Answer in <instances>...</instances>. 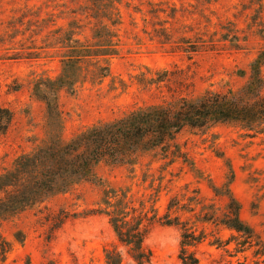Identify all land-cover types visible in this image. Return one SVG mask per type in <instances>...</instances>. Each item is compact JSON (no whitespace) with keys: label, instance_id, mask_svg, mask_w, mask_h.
<instances>
[{"label":"rangeland","instance_id":"obj_1","mask_svg":"<svg viewBox=\"0 0 264 264\" xmlns=\"http://www.w3.org/2000/svg\"><path fill=\"white\" fill-rule=\"evenodd\" d=\"M263 29L264 0H0V106L13 112L0 132V173L49 140L39 81L66 73L57 105L67 141L138 107L241 88L264 47ZM176 142L187 162L169 164L148 153L134 166L102 163L100 183H78L0 220V235L10 243L0 264H109L106 251L113 249L123 256L120 264H137L104 212L108 189L126 193L139 210L153 206L160 217L175 198L181 209L171 216L206 232L191 247L200 264H263L264 132L221 122L185 129ZM226 185L263 255L256 246H239L235 231L200 221L222 213L228 198L213 186ZM182 232L180 224L160 220L149 226L144 244L151 264H181Z\"/></svg>","mask_w":264,"mask_h":264},{"label":"trees","instance_id":"obj_2","mask_svg":"<svg viewBox=\"0 0 264 264\" xmlns=\"http://www.w3.org/2000/svg\"><path fill=\"white\" fill-rule=\"evenodd\" d=\"M261 33L264 40V29ZM67 66L70 64L65 61L64 68ZM250 66L248 79L239 89L209 90L194 99L181 97L174 104L138 107L112 120L91 124L67 141L61 137L63 118L57 105L59 89L68 84L64 78L66 73L54 80L39 81L35 84V91L46 103L49 140L20 154L10 169L0 173V220L12 217L53 194L65 193L78 183H100L102 179L96 168L102 163L134 166L148 153L161 155L169 164L179 158L187 162L176 142L178 134L185 129L205 130L217 123L237 122L249 130L264 132V47ZM12 120L13 112L0 106L1 133L6 132ZM213 190L216 195L227 196L228 202L222 213L214 211L207 214L209 217L203 214L200 221H211L235 231L239 236L233 235L232 238L239 246H256L255 254L263 255L260 237L240 216L242 206L239 199L228 185L213 186ZM173 201L175 198L160 217L153 206L149 210L152 215L144 210V203L140 210L135 208L126 193L119 195L114 189L104 191V212L109 216L120 243L128 247L137 264L152 263L151 251L144 243L149 226L156 220L166 225L180 224L183 229L179 252L181 264H200L191 247L201 243L206 232L192 229L178 215L171 216L177 208L181 209L179 202ZM9 248L10 243L0 235V255L5 256ZM106 257L109 264L123 261L117 249L107 250Z\"/></svg>","mask_w":264,"mask_h":264}]
</instances>
